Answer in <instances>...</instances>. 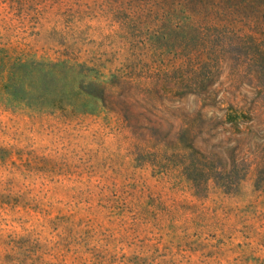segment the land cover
<instances>
[{
  "label": "rangeland",
  "instance_id": "1",
  "mask_svg": "<svg viewBox=\"0 0 264 264\" xmlns=\"http://www.w3.org/2000/svg\"><path fill=\"white\" fill-rule=\"evenodd\" d=\"M63 53L101 99L33 112L1 86ZM177 136L202 153L166 171ZM209 150L264 155V0H0V264H264V188L205 183Z\"/></svg>",
  "mask_w": 264,
  "mask_h": 264
},
{
  "label": "trees",
  "instance_id": "2",
  "mask_svg": "<svg viewBox=\"0 0 264 264\" xmlns=\"http://www.w3.org/2000/svg\"><path fill=\"white\" fill-rule=\"evenodd\" d=\"M85 68H89V64L79 55L63 53L56 58L23 57L6 66L1 86L14 97V102L19 107L29 111L44 113L71 111L78 105L84 109L87 101L83 98L101 99L96 89L100 82L93 76L86 79ZM5 83L6 85H3ZM223 118L226 123L238 126V122L250 117L247 110L229 105L224 109ZM176 141L163 143L161 156H164L163 165L166 171L179 165L184 170L183 164L174 160L181 153L180 143L190 154L202 153L190 141L178 142L179 136L176 137ZM150 151L148 153L152 154V150ZM189 162H194L193 158ZM206 165L205 162L203 164L204 169L207 167L205 183L209 178V183L224 192H231L243 185L264 188V155L259 156L258 161L248 157L238 160L230 153L223 158L216 150H209V167ZM190 180L192 185H201L195 177H191Z\"/></svg>",
  "mask_w": 264,
  "mask_h": 264
}]
</instances>
